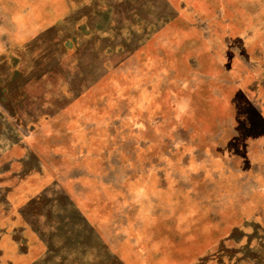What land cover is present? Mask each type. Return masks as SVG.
<instances>
[{
  "label": "rangeland",
  "instance_id": "1",
  "mask_svg": "<svg viewBox=\"0 0 264 264\" xmlns=\"http://www.w3.org/2000/svg\"><path fill=\"white\" fill-rule=\"evenodd\" d=\"M10 145L0 264H264V0H0Z\"/></svg>",
  "mask_w": 264,
  "mask_h": 264
},
{
  "label": "crops",
  "instance_id": "2",
  "mask_svg": "<svg viewBox=\"0 0 264 264\" xmlns=\"http://www.w3.org/2000/svg\"><path fill=\"white\" fill-rule=\"evenodd\" d=\"M12 145H10L8 149H6L3 155L6 158V164L14 161V156L11 151ZM219 147H222V143L220 144V142ZM32 153L34 154V152ZM27 154H29V150ZM1 160L2 158H0V161ZM3 163L0 165V186L3 189H8L9 191L7 193H9L10 196L18 194L22 195V197L26 199L33 198L45 192L44 190L52 183L50 172L45 171V169L43 168L44 164L42 163L43 165L40 166L39 161L36 162L34 168L32 166H29L24 167L23 169H21L20 167H16L14 165V162L11 164V167L9 164V166L3 168Z\"/></svg>",
  "mask_w": 264,
  "mask_h": 264
}]
</instances>
